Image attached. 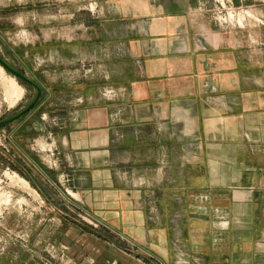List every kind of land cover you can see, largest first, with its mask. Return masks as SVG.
<instances>
[{
	"label": "crops",
	"instance_id": "obj_1",
	"mask_svg": "<svg viewBox=\"0 0 264 264\" xmlns=\"http://www.w3.org/2000/svg\"><path fill=\"white\" fill-rule=\"evenodd\" d=\"M99 1L108 57H119L121 43L132 58L111 81L81 84L86 100L105 102H86L68 119L67 146L111 137L112 103L123 102L144 112L132 119L139 131L165 109V122L189 129L193 149H146L144 132L136 175L118 179L109 149L91 150L77 166L91 175L90 188L72 198L161 264H264V0H233L256 18L240 29L214 20L211 0ZM78 244L71 264H94L96 257L82 262Z\"/></svg>",
	"mask_w": 264,
	"mask_h": 264
},
{
	"label": "rangeland",
	"instance_id": "obj_2",
	"mask_svg": "<svg viewBox=\"0 0 264 264\" xmlns=\"http://www.w3.org/2000/svg\"><path fill=\"white\" fill-rule=\"evenodd\" d=\"M223 3L226 9L242 10V24L236 17L225 22L218 18ZM211 4V16L226 27L244 28L255 18L233 0ZM105 39V6L99 0H0V56L42 90L28 114L0 128V264H71L75 239L82 262L96 257L94 264H117L110 259L114 256L105 255L114 247L132 264H161L105 228L85 211V204L72 198V191L89 186L91 175L77 166L91 150L109 149L118 179L119 174L136 175L134 163L144 132L146 149H193L189 129L174 119L165 122V109H158L160 120L139 131L132 119L144 112L123 102L112 103L116 129L111 137L76 147L82 150L67 146L68 119L86 102H105L100 95L86 100L81 84L111 81L112 73L116 77L132 58L121 43H114L119 57L109 58L111 43ZM107 70L113 72L108 75ZM36 95L33 86L0 65V121L23 111ZM161 164L167 171L166 162ZM74 228L81 229L79 237Z\"/></svg>",
	"mask_w": 264,
	"mask_h": 264
},
{
	"label": "water",
	"instance_id": "obj_3",
	"mask_svg": "<svg viewBox=\"0 0 264 264\" xmlns=\"http://www.w3.org/2000/svg\"><path fill=\"white\" fill-rule=\"evenodd\" d=\"M0 65L3 66L9 73H11L15 77H17L19 80L27 83L28 85L33 86L37 90V95H36L35 99L27 108H25L23 111H21L17 115H14L8 119L0 121V128H1V127H5V126L21 119L26 114H28L36 106V104L39 102L41 95H42V90L36 83H34L28 77H26L24 74H22L21 72H19L18 70H16L12 66H10L1 56H0Z\"/></svg>",
	"mask_w": 264,
	"mask_h": 264
},
{
	"label": "built area",
	"instance_id": "obj_4",
	"mask_svg": "<svg viewBox=\"0 0 264 264\" xmlns=\"http://www.w3.org/2000/svg\"><path fill=\"white\" fill-rule=\"evenodd\" d=\"M224 3L226 1H223ZM221 4V7L223 9V11L220 12V16L218 15V18H221V20H223V22L230 20V19H234V17L237 18L238 23H241L243 19H241V12L242 10L235 8L234 6H229L228 9H226L225 5ZM241 19V21H240Z\"/></svg>",
	"mask_w": 264,
	"mask_h": 264
},
{
	"label": "bare ground",
	"instance_id": "obj_5",
	"mask_svg": "<svg viewBox=\"0 0 264 264\" xmlns=\"http://www.w3.org/2000/svg\"><path fill=\"white\" fill-rule=\"evenodd\" d=\"M4 70V69H3ZM17 86V84H15ZM21 93V92H20ZM19 100V99H18Z\"/></svg>",
	"mask_w": 264,
	"mask_h": 264
},
{
	"label": "trees",
	"instance_id": "obj_6",
	"mask_svg": "<svg viewBox=\"0 0 264 264\" xmlns=\"http://www.w3.org/2000/svg\"><path fill=\"white\" fill-rule=\"evenodd\" d=\"M91 231H93V230H91ZM94 232V231H93Z\"/></svg>",
	"mask_w": 264,
	"mask_h": 264
}]
</instances>
